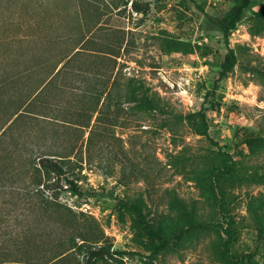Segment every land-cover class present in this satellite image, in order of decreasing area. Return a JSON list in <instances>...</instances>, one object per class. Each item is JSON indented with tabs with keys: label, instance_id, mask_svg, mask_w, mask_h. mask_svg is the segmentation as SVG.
Listing matches in <instances>:
<instances>
[{
	"label": "rangeland",
	"instance_id": "374dc122",
	"mask_svg": "<svg viewBox=\"0 0 264 264\" xmlns=\"http://www.w3.org/2000/svg\"><path fill=\"white\" fill-rule=\"evenodd\" d=\"M131 1L0 0V127L31 99L57 61L79 51L0 135L3 187L22 185L26 162L43 154L65 159L67 176L80 186V194L72 193L60 178L48 190L54 198L47 204L26 205L28 199L5 193L10 215L24 219L14 233H31L43 258L72 232L77 242L80 235L99 241L114 257L111 264H140V255L153 247L150 225L176 232V219H169L171 197L194 200L208 211V179L196 172L213 146L186 116L197 120L196 113L204 111L212 141L235 158L245 155L257 173L264 171V142H243L264 136V32H249L264 0H251L231 32L237 62L214 96L206 92L225 45L209 17H221L232 0H135L145 12L134 11ZM140 82L158 98V108L138 101L140 92L132 85ZM181 157L188 160L182 170L175 165ZM233 193L231 250L250 253L256 229L246 206L250 197H264V185ZM127 202L138 203L142 216ZM11 229L0 226L1 233ZM215 236H181L154 264H221L209 246ZM81 257L59 264H83ZM252 261L264 264V256L255 253Z\"/></svg>",
	"mask_w": 264,
	"mask_h": 264
},
{
	"label": "trees",
	"instance_id": "16d2710c",
	"mask_svg": "<svg viewBox=\"0 0 264 264\" xmlns=\"http://www.w3.org/2000/svg\"><path fill=\"white\" fill-rule=\"evenodd\" d=\"M251 0H232V5L221 17H209L216 25L222 35V40L225 45V53L216 70L212 88L206 92V96H214L218 83L227 78L230 71L234 68L237 62L235 50L229 44V36L236 29L237 24L241 20L242 13L250 5ZM196 4V3H195ZM131 6L136 12H145L139 3L135 0L131 1ZM197 8L202 11V8L197 5ZM249 32L251 35H260L264 32V4L261 5L252 17V25ZM84 40L81 42L83 44ZM177 43V41H175ZM81 48V47H80ZM74 48L69 54L62 57L53 66L49 75L39 84L35 93L28 99L24 105L18 107L14 112L10 113L4 124L0 127V135L3 134L11 125H13L24 114L22 108H27L30 102L36 99V96L43 90L47 83L65 68L72 57L78 54V50ZM108 53V52H106ZM113 51L109 52V56H114ZM65 59V62L59 66L60 62ZM113 69V67H112ZM132 88L139 90L140 96L138 101L148 109H156L159 107V100L150 92L142 82L132 85ZM103 93V92H102ZM101 93V94H102ZM100 94H97L99 98ZM131 101L127 97V101ZM40 109V108H38ZM47 107L41 109L40 113L47 112ZM197 120L192 116H186V119L191 122L201 132V135L206 136L213 146L209 153L202 156L201 167L196 172L207 177V184L210 187L211 193L205 198L207 203H210L208 211L200 209L196 206V201L190 200L185 202L178 197H171L169 200V208L172 210L173 217L170 220L176 219L175 233L164 232L159 225L154 228L149 226V232L153 240V247L150 253L146 256L139 257L140 264H154V258L168 251L180 237L185 240L199 239L210 233H215L214 239L209 241V246L214 259L221 264H258L252 261L253 254L261 253L264 256V197L249 198L247 203V212L250 220L256 229V246L255 250L250 253H236L231 250V245L234 241V230L232 228V220L230 218V206L234 202L233 190L241 186H249L251 184L264 185V171L257 173L252 169L249 159L245 155L239 154L235 158L232 153L224 151L217 142L212 141L208 135V124L204 111L196 113ZM174 121H180V116H174ZM243 142L248 145L262 144L264 136L261 137H246ZM65 159L56 158L55 155L43 154L36 157V161L26 162L25 169L26 179L20 186L10 185L3 187L0 185V226L7 225L11 230L0 232V239H3L0 244V264H59L63 259L70 261L82 256L83 264H111L113 260L111 254L104 249V246L97 244L99 241H89V238L80 235L79 241H76V236L72 232L65 235L59 240L56 249H52V253L48 258H43L36 254L37 245L32 243L30 238L33 235L27 230L17 234L14 233L16 227L24 219L20 217H12L8 211V202L5 193H15L25 200L28 199L26 205L32 201L47 204L54 197L48 194V190H54L60 178H64L63 182L67 185V190L80 194V186L69 179L66 170ZM188 164V160L184 157L175 159V165L181 170ZM15 184V183H14ZM9 190L11 191H8ZM201 188H203L201 186ZM5 199L3 200V196ZM257 201V202H254ZM127 208H131L135 214L142 216L140 206L136 202H127ZM31 235V236H30ZM18 244L15 248H9L8 243ZM5 244V245H4ZM70 264H80L79 260L72 261Z\"/></svg>",
	"mask_w": 264,
	"mask_h": 264
}]
</instances>
